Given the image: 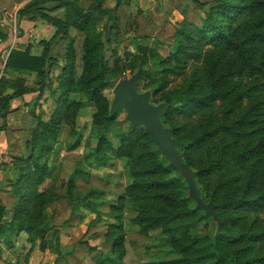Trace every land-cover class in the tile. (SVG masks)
Instances as JSON below:
<instances>
[{"label": "trees", "instance_id": "obj_1", "mask_svg": "<svg viewBox=\"0 0 264 264\" xmlns=\"http://www.w3.org/2000/svg\"><path fill=\"white\" fill-rule=\"evenodd\" d=\"M103 2L94 0L83 6L79 0H29L17 11L19 19L40 18L55 27L53 36L66 35L67 28L74 27L84 38L79 69L70 49L60 75V95L55 106L48 119L37 117L26 142L28 154L17 158L18 176L10 188L16 197L13 213L9 215L6 206L0 203V244L13 248L14 240L23 232L30 249L37 245L41 251L60 254L59 231L51 224L46 209L55 199L72 196L80 171L75 169L70 175L65 195L47 187L40 191L39 187L53 171L48 160L51 152L58 153L59 123L67 122L69 114L81 105L79 100L68 97L77 93L94 106L91 124L97 136L95 152L99 156L112 152L115 157L126 159L129 182L120 203L124 200L130 203L131 222L144 233L158 229L164 244L174 251L173 257L152 264H264V217H258V212L264 211V137L257 139L256 131L247 128L252 118L264 114V96L255 98L258 87L264 91V0H216L203 11L200 25H191L195 34L184 27L178 29L180 39L172 53L163 56L155 46L145 44L137 48L138 63L137 58L130 60V69L136 64L138 67L149 64L144 67L147 72L142 77L151 78L145 90H150L153 96L165 89L170 74L181 72L182 55L191 52L187 39L201 40L211 49L197 56L198 73L205 86L200 87L197 78L189 75L177 88L164 93L162 100L169 103V108L162 121L169 125L172 136L182 142L178 147L181 158L196 172L199 195L214 203L218 222L195 207L182 175L169 165L142 125H128L125 131H115L116 145L110 140V127L117 113L109 116L111 101L103 90L110 84L115 67L104 57L98 23L102 17L106 18L105 28L113 17L109 10L102 9ZM59 8L64 9L63 17L46 12ZM46 59L45 49L39 54H31L28 47L10 51L5 68L34 72L38 82L36 88H17L3 94L1 87L5 82L0 81L2 117L12 97L31 90L41 93L47 87L43 81ZM242 76L259 77L261 81L242 86L235 80ZM245 100H249L248 106ZM218 102L223 106L221 110ZM180 111L193 124V129L183 136L179 135L178 125L166 124L172 114ZM79 143L80 137L67 143L66 149L73 150ZM249 211L255 213L252 221L245 220ZM209 221L213 225L204 230ZM109 239L110 250L116 255L100 251L94 264H122V234ZM87 248L94 249L90 245ZM22 262L7 264H27L26 260Z\"/></svg>", "mask_w": 264, "mask_h": 264}, {"label": "rangeland", "instance_id": "obj_2", "mask_svg": "<svg viewBox=\"0 0 264 264\" xmlns=\"http://www.w3.org/2000/svg\"><path fill=\"white\" fill-rule=\"evenodd\" d=\"M94 0H79L83 6H87ZM216 0H104L102 9L109 10L113 19L110 25L103 28L105 22L102 17L98 23L102 29L103 54L107 63L114 66V73L110 75V84L103 90L105 96L111 101L113 88L120 79L130 77L138 68V65L130 69V60L137 58L139 61L140 52L137 48L145 44H152L157 51L167 56L175 50V44L180 39L179 28L184 27L195 34L193 26L200 25L203 11L207 10ZM52 3H48L50 5ZM48 15L63 17L64 9L47 10ZM193 25V26H191ZM51 32L37 37L39 40L32 42L39 53L43 49L47 52L44 83L47 86L45 105V119L49 118V113L55 106V100L59 97L60 75L63 67L68 62V51L74 52L77 69L80 65L81 49L84 35L74 27L67 28L66 35H54L56 28L50 25ZM190 53H184L182 57L183 65H180L181 72L170 74L167 86L164 90L158 91L150 96L153 103L162 102L164 93L177 88L180 83L189 75L197 78L196 82L200 87H204L198 67L200 62L198 55L206 54L211 50L208 45L202 44L201 40L187 39ZM206 51V52H205ZM171 63L174 60L171 59ZM149 64H144L147 67ZM142 67V66H141ZM150 77H142L138 83V90L144 91L145 85L149 83ZM242 86L251 85L259 77H236ZM32 87H37V83ZM255 98L261 99L264 91L261 87L255 90ZM68 97L79 100L81 105L74 109L68 121H61L57 127V152H51L48 163L53 171L45 178L39 190L50 188L55 193L65 195L66 184L76 170L80 171L75 179V188L72 191V198L55 199L49 206L47 212L50 216L51 224H55L59 231L60 254L49 250L41 251L38 246L30 249V244L26 241V235L21 232L14 240L13 248L4 245L3 255L6 259L14 261L12 263L27 264H94L95 257L100 251L110 255L112 252V238L122 234V264H152L154 261L171 258L174 251L164 244L163 235L158 229L150 230L147 233L131 222L132 210L130 203L123 201L120 203V196L124 193L129 182L128 168L124 157H115L112 152L99 156L95 152L97 136L92 130L91 115L94 106L86 101L84 95L69 94ZM249 100H245L247 104ZM218 109L222 105L218 102ZM125 111L120 110L110 127L109 138L114 145L117 139L113 136L117 130L125 131L129 125V120L125 116ZM197 118V116H195ZM166 124H176L180 127L179 135L193 129L192 121L184 112L174 113ZM248 129L256 131L257 139L264 137V114L258 115L247 124ZM169 126V125H168ZM80 137L79 145L73 150H67L66 144L73 142ZM29 149V146H28ZM29 151V150H28ZM28 154V153H27ZM26 154V155H27ZM25 156L20 155L18 157ZM57 157V158H56ZM56 158V159H55ZM55 159V161H54ZM18 163L16 159L15 165ZM14 165L11 174L18 175ZM14 176L13 182L15 181ZM11 182V183H13ZM4 197L8 214L13 213V196L10 188ZM11 192V194L9 193ZM86 197L88 200H81L78 197ZM73 197H76L73 199ZM118 206H121L119 209ZM251 211V210H250ZM246 215V221H252L255 213ZM258 217H264V211L258 212ZM213 223L203 226L206 230L211 228ZM87 245L93 246L89 250ZM7 260V261H8Z\"/></svg>", "mask_w": 264, "mask_h": 264}, {"label": "crops", "instance_id": "obj_3", "mask_svg": "<svg viewBox=\"0 0 264 264\" xmlns=\"http://www.w3.org/2000/svg\"><path fill=\"white\" fill-rule=\"evenodd\" d=\"M28 1L0 0V81L4 80L5 82V85L1 87L3 94L12 93L17 88H34L32 86L38 82L34 72H18L5 68L12 49L23 51L28 47L31 54H38L36 46H33L32 42L35 39L43 38L37 39L38 36L51 32L50 24L43 19H19L17 11ZM14 28L16 29V42L12 45ZM46 94V89L41 93L37 90L24 91L9 100V109L4 117L0 114V203L5 206V191L9 190L7 185L13 182L14 176L16 177L11 174V171H15L13 169L15 161L18 156H26L28 153L26 142L31 136L32 128L36 125L37 117L40 116L45 120ZM9 193L11 194L10 191ZM0 250L2 258L0 264L14 262L6 259L3 255L4 244H0ZM56 256L59 258V255Z\"/></svg>", "mask_w": 264, "mask_h": 264}, {"label": "water", "instance_id": "obj_4", "mask_svg": "<svg viewBox=\"0 0 264 264\" xmlns=\"http://www.w3.org/2000/svg\"><path fill=\"white\" fill-rule=\"evenodd\" d=\"M146 72V68L138 67L130 77H124L116 82L109 116L124 110L130 127L142 125L144 132L149 135L157 150L167 159L169 165L182 175L187 183L188 195L195 201V207L204 210L207 215L212 216L218 222L214 203L204 201L199 195L195 183L196 172L181 158L178 147L182 142L172 136L171 128L162 121V116L167 112L169 103L166 101L153 103L150 101V90H138L139 80Z\"/></svg>", "mask_w": 264, "mask_h": 264}, {"label": "built area", "instance_id": "obj_5", "mask_svg": "<svg viewBox=\"0 0 264 264\" xmlns=\"http://www.w3.org/2000/svg\"><path fill=\"white\" fill-rule=\"evenodd\" d=\"M15 30H16V29L14 28V30H13V32H14V36H13V37H14V38H13V40H12V45H14L15 42H16V41H15V40H16V38H15V37H16V36H15V32H16V31H15Z\"/></svg>", "mask_w": 264, "mask_h": 264}]
</instances>
